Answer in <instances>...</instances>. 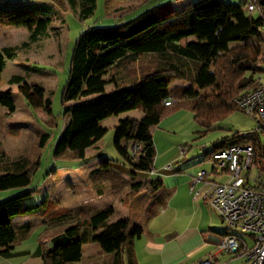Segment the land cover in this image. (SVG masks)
Instances as JSON below:
<instances>
[{
    "label": "trees",
    "instance_id": "16d2710c",
    "mask_svg": "<svg viewBox=\"0 0 264 264\" xmlns=\"http://www.w3.org/2000/svg\"><path fill=\"white\" fill-rule=\"evenodd\" d=\"M63 12L79 9L81 18L91 15L96 0H51ZM253 3L256 17L248 11ZM25 7L0 6V20L5 25H21L28 29L29 41H35L48 30L49 16L34 19ZM181 13V16L178 14ZM264 27V0L239 3L195 0L183 10L173 2L157 4L134 19L111 27H89L75 41L71 67L62 94L63 114L68 121L56 143L55 157L79 160L87 149L107 132L101 122L130 110L143 113L140 119L125 118L116 127L114 144L119 155L133 170L129 177L107 167L93 170L90 182L98 196L126 189L122 202L147 192L152 200L145 208L149 222L164 206L156 196L163 186L161 177L139 178L137 171L154 172L157 150L154 132L168 115L188 110L195 122L207 133L234 111H242L236 98L259 85L264 73L261 42L230 46L246 36H258ZM262 39L260 38V41ZM23 42L21 46L27 45ZM16 57V47L0 48V75L6 60ZM29 68H31L29 66ZM13 75L10 83H22ZM112 89L107 91V86ZM174 100L171 105L166 101ZM45 105L51 104L48 96ZM0 105L9 112L15 109L10 92L0 95ZM243 112V111H242ZM49 134H42L41 143ZM124 141L126 143L124 144ZM251 143L256 149V164L264 170V138L259 134L235 132L213 143L205 158L234 144ZM133 144L137 148L133 149ZM108 159L102 164L109 165ZM30 160L20 156L0 165V187L25 186ZM216 172V169H213ZM34 189L0 200V255L12 257L29 254L15 251L17 239L39 222V235L33 255L42 264L85 263L83 246L99 243L104 252L115 253L114 264H137L132 243L142 234V227L129 230L126 219L109 222L114 208H95L80 204L60 207L45 197L40 203L28 202ZM26 213L37 220L14 225L11 217ZM35 226V227H36ZM105 229L104 232H100ZM220 260L219 256L217 257Z\"/></svg>",
    "mask_w": 264,
    "mask_h": 264
},
{
    "label": "rangeland",
    "instance_id": "374dc122",
    "mask_svg": "<svg viewBox=\"0 0 264 264\" xmlns=\"http://www.w3.org/2000/svg\"><path fill=\"white\" fill-rule=\"evenodd\" d=\"M169 1L183 10L195 0H96L94 12L83 18L79 15V9L70 7L68 11L63 12L51 0H0L1 7L27 9L37 7L42 14L51 18L48 30L35 41H29L27 28L21 25H5L0 20V48L16 47V57L6 60L0 75V95L10 92L15 106L14 111L9 112L5 106L0 105V165L20 156L30 160V168L26 173L28 184L8 189L0 187V200L34 189L32 195L25 198L23 205H27L28 202L40 203L45 197H50L55 200L52 202L54 205L66 208L80 204H88L92 209L113 207L110 223L128 219V229L134 227L136 218L133 212L121 205L122 199L126 197L127 188L98 196L89 176L93 170L100 167H107L125 177L132 174L131 167L119 155L114 138L116 127L122 119L128 117L140 119L143 113L130 110L119 116L104 119L101 124L107 128V132L101 140L87 149L85 158L74 160L55 157L56 143L68 121L63 114L62 94L69 77L74 44L83 31L89 27H111L126 23L147 9ZM205 1L227 4L239 3L243 0ZM252 14L257 17L259 12L255 10ZM29 15L34 19L40 16L31 12ZM178 16H181V13ZM23 42L28 43L21 46ZM258 42H261L264 48V27L259 31L258 36H246L240 41L230 43V46ZM260 65L264 67V60ZM13 75L22 76L23 82L10 83L9 80ZM111 89L112 86L108 85L107 91ZM48 96L51 98L49 106L44 103ZM256 127L257 121L253 117L237 110L218 121L211 131L204 134L203 128L195 122L192 112L176 111L165 117L154 132L157 150L155 174L137 171V175L143 179L150 176L161 177L163 186L157 196L164 198L165 201L170 200L174 197L172 186L185 179V171L191 174L197 167L211 170L214 162L212 159L206 160L205 153L211 151L213 143L235 132L247 134ZM42 134H49L48 139L43 143H41ZM181 146L186 147L183 153ZM106 159L110 160L108 166L102 164ZM204 160L206 161L201 163ZM177 200L178 197L174 200L173 206L178 203ZM198 201L187 204L189 211H198L196 220L199 217L205 218L202 211L196 207L200 205L205 214L214 216L221 223L219 216L209 204ZM28 218L30 221L37 220L36 216L28 215ZM11 219L15 226L27 221L26 218L17 215L12 216ZM38 223L34 222L33 225L36 226ZM35 226L26 231V237L17 239L14 250L35 249L41 230ZM104 231L105 229H101L98 233ZM231 231L238 233L239 230ZM244 237L248 239L247 236ZM90 244H84L83 262L114 264L115 253L102 252ZM90 248H94L91 256L88 255ZM27 256L18 255L11 257L10 260H13V264L17 262L22 264L25 260H29L30 257ZM35 260V264H40L38 258L30 261L32 263ZM238 263L240 262L232 261L229 264Z\"/></svg>",
    "mask_w": 264,
    "mask_h": 264
},
{
    "label": "built area",
    "instance_id": "2783aa9c",
    "mask_svg": "<svg viewBox=\"0 0 264 264\" xmlns=\"http://www.w3.org/2000/svg\"><path fill=\"white\" fill-rule=\"evenodd\" d=\"M248 11L254 10L250 3ZM237 105L257 121L250 133L264 136V73L259 85L238 96ZM174 100L166 101L171 105ZM137 148L133 144V149ZM182 153L186 147H180ZM256 149L251 143L234 144L212 154L213 169L228 173L226 182L216 181L207 170L192 177L190 191L194 200H204L219 215L230 230L222 238L219 252L239 260V264H264V170L256 164ZM246 234V235H243ZM244 236H247L246 239ZM211 256L190 264H228Z\"/></svg>",
    "mask_w": 264,
    "mask_h": 264
},
{
    "label": "crops",
    "instance_id": "0c3cea01",
    "mask_svg": "<svg viewBox=\"0 0 264 264\" xmlns=\"http://www.w3.org/2000/svg\"><path fill=\"white\" fill-rule=\"evenodd\" d=\"M35 8L28 10L33 15H42L40 14L42 11L37 7ZM202 169L209 171L210 177L216 181L226 182L229 180L228 173H221L219 170L214 172L213 167L211 170L205 167H201L200 169L197 167L191 174L185 171V179L181 183L172 186L174 197L166 201L162 198L160 201L164 206L149 222H146L145 208L152 200V195L143 192L130 199L128 203L121 201V205L133 212L136 218L135 225L133 226L142 227V234L135 238L132 243L133 257L137 261V264H190L211 256H219L222 262H228V264L232 261H239L230 255L220 254L219 252L222 238L231 231L227 224L220 217L221 223L214 216L205 214L200 205H196V207L202 211L201 213L205 218L200 219L199 217L196 220L198 211L188 210V203L192 204L193 201H198L193 199V194L190 191L192 177ZM156 170L157 168L155 167L153 174H155ZM152 177L150 176L148 178ZM168 177L170 176L168 175ZM159 192L160 190L156 193V196ZM177 197L178 203L173 206V202ZM199 201L208 204L204 200ZM17 216L24 217L27 221L30 220L26 213L18 214ZM90 245L104 252L99 243L95 242ZM93 249H89V256L93 255ZM19 250L29 251V254H25L28 255L27 257H30L28 258L29 260H25L22 264H35L36 260L32 263L30 261L35 258H38L39 263L42 264L41 259L33 255L32 252L34 249ZM10 258L0 255V264H13V260L11 261ZM15 264L19 263L17 262Z\"/></svg>",
    "mask_w": 264,
    "mask_h": 264
}]
</instances>
